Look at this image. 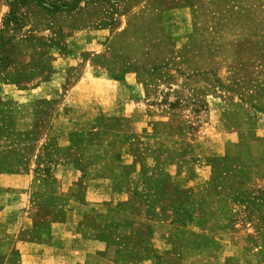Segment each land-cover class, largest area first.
<instances>
[{"label":"rangeland","instance_id":"1","mask_svg":"<svg viewBox=\"0 0 264 264\" xmlns=\"http://www.w3.org/2000/svg\"><path fill=\"white\" fill-rule=\"evenodd\" d=\"M0 176V264H264V0H0Z\"/></svg>","mask_w":264,"mask_h":264},{"label":"crops","instance_id":"2","mask_svg":"<svg viewBox=\"0 0 264 264\" xmlns=\"http://www.w3.org/2000/svg\"><path fill=\"white\" fill-rule=\"evenodd\" d=\"M26 121H24L22 123V125L24 126L23 128H25L28 124H27V118L24 119ZM87 149V148H86ZM86 151V150H85ZM82 158L85 160L87 158V156L85 155L86 153H84V151H82ZM65 167V168H64ZM63 170H65L66 174H71V171H69V168H66V166H58L56 168H54L52 170V174L54 175V177L59 181V183H61L62 181V176H64L63 174ZM87 170V169H86ZM73 172V169H72ZM112 171H108L106 172V174L104 173H96L94 171H91L90 169H88V172L86 171L84 178L86 180H94L96 178H109L112 176ZM202 172L198 174L197 177H194L195 180H197L198 182H202L205 181V179L207 178L206 175H203L204 177H201ZM73 175V174H72ZM181 175H183V173H181ZM8 183H7V190L9 192H13L14 194L16 192L18 193H24V195L27 194V192L31 193V191H35V192H40L39 188H35L33 187L34 182H41V178L42 175L39 174L38 172H35L33 167L31 168H26V169H19V170H13V172H8ZM1 176H0V181H1ZM196 181V182H197ZM35 186V185H34ZM60 188V186L58 187ZM203 189V188H202ZM60 190V189H59ZM99 247H95L98 248L99 250L104 249L105 248V244L102 242H98Z\"/></svg>","mask_w":264,"mask_h":264}]
</instances>
